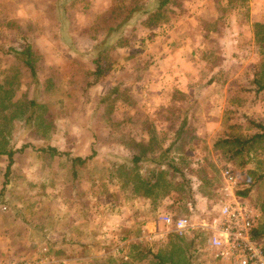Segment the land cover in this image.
<instances>
[{"label":"rangeland","instance_id":"obj_1","mask_svg":"<svg viewBox=\"0 0 264 264\" xmlns=\"http://www.w3.org/2000/svg\"><path fill=\"white\" fill-rule=\"evenodd\" d=\"M145 1L0 0V149L98 152L76 167L29 147L9 173L0 153V264H224L209 228L181 233L163 216L211 222L234 198L264 232V140L233 158L222 142L264 123V0H172L150 16ZM28 41L35 85L7 51ZM102 45L86 93L96 67L76 50Z\"/></svg>","mask_w":264,"mask_h":264},{"label":"built area","instance_id":"obj_2","mask_svg":"<svg viewBox=\"0 0 264 264\" xmlns=\"http://www.w3.org/2000/svg\"><path fill=\"white\" fill-rule=\"evenodd\" d=\"M225 180L235 186L238 175L230 168H224ZM165 224L178 232L209 228L208 247L213 251L214 260L227 264H264V247L254 238L255 215L246 202L236 198L228 199L221 205L219 216L211 222L194 223L187 216H163ZM3 264H41L37 261H6Z\"/></svg>","mask_w":264,"mask_h":264},{"label":"trees","instance_id":"obj_3","mask_svg":"<svg viewBox=\"0 0 264 264\" xmlns=\"http://www.w3.org/2000/svg\"><path fill=\"white\" fill-rule=\"evenodd\" d=\"M148 1V0H147ZM143 2L142 4H140L141 9H139V5H135L134 7H132L130 9L129 13H132L137 7L139 11H142V14H149V16L153 13V12H160L159 10L165 9L171 2L172 0H155L156 4L158 5L157 9H155L154 11H152L151 9L148 8H144V5H146V2ZM139 4V3H138ZM137 6V7H136ZM129 19V16L127 15L126 19L120 21L119 23H117L115 26L110 27L116 29V27L121 26L123 23H126ZM258 26H261L262 24L257 23ZM258 38L263 40V37H259V33H258ZM261 40V41H262ZM8 53H12L17 55L23 62V64L26 66V68L29 71L30 74V78H31V83L32 85L38 84L40 82V78H39V71H38V67L37 64L35 62V52H34V46L33 43L31 41H28L26 43H24L22 48H16V47H9L8 48ZM108 51V48L106 45H102L99 50L96 49H89L86 51H77L78 54H80L79 56H83V57H87L90 60H92L95 64V71L93 72L94 74V80L89 81L86 83V87H85V91L84 92H88L90 86L95 85L98 83V81L101 79V77L103 76L105 70H104V66L102 65V61H103V55L105 54V52ZM261 89H264V84L261 85ZM31 105L36 103L35 98L31 99ZM31 118L30 116L28 117V119ZM251 123L258 128L260 131L258 133H255L253 136L248 137V138H241L238 136H230L227 138H223L222 142L224 143H228L232 146H235L234 148L232 147L231 150V157L233 158L241 153H243L245 150L250 149L252 146H254L257 142H261L264 140V123L262 122H257V121H251ZM31 148L32 150H38V151H43L47 154H50L52 156H63V157H67L68 159H70L73 163L74 166H83L88 164L96 155H97V150H95V148H92L90 153H88L85 156H74L73 153L71 151H64L61 150L60 148L53 146V145H47V146H43V147H36L34 144L32 143H24L20 148L18 149H5V148H1L0 149V153L2 154H6L9 157V164L7 167L8 173L11 170V166L13 165L14 161H15V154L17 152H23L24 150H26L27 148ZM136 161H152V162H156L155 159H143V158H135ZM159 162V161H158ZM164 164H167L168 166H170L172 169H177L176 165L173 163V161L167 162H159V166H162ZM74 173L77 175V168H75ZM249 190H246L244 192H240V194H242L243 196H246L249 194ZM262 236H264V232L259 230V228H255L254 230V238L255 239H260Z\"/></svg>","mask_w":264,"mask_h":264},{"label":"crops","instance_id":"obj_4","mask_svg":"<svg viewBox=\"0 0 264 264\" xmlns=\"http://www.w3.org/2000/svg\"><path fill=\"white\" fill-rule=\"evenodd\" d=\"M224 264H226V263H224Z\"/></svg>","mask_w":264,"mask_h":264}]
</instances>
